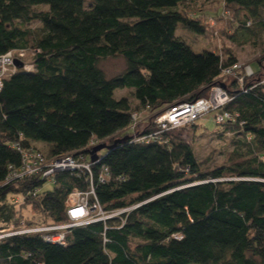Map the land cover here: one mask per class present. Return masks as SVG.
I'll list each match as a JSON object with an SVG mask.
<instances>
[{
    "label": "trees",
    "instance_id": "16d2710c",
    "mask_svg": "<svg viewBox=\"0 0 264 264\" xmlns=\"http://www.w3.org/2000/svg\"><path fill=\"white\" fill-rule=\"evenodd\" d=\"M187 1L0 0V54L26 50L33 64L0 90V230L63 223L70 192L91 185L106 214L119 212L68 228L64 245L44 239L56 230L1 237L0 264H264V59L242 90L217 80L234 53L195 52L176 33L179 24L203 34L208 19L232 10L242 15L237 31L264 32V0H222L207 19L186 12ZM113 56L125 67L108 77L98 62ZM215 83L232 96L219 109L234 117L219 125L232 133L227 160L198 159L182 133L197 120L140 140L156 129L155 114ZM124 88L131 97L115 95ZM100 143L109 147L92 153ZM35 153L82 156L90 173L7 182Z\"/></svg>",
    "mask_w": 264,
    "mask_h": 264
},
{
    "label": "built area",
    "instance_id": "2783aa9c",
    "mask_svg": "<svg viewBox=\"0 0 264 264\" xmlns=\"http://www.w3.org/2000/svg\"><path fill=\"white\" fill-rule=\"evenodd\" d=\"M27 51L21 49H14L0 54V90L3 87L4 81L18 71H30L33 69V64L26 60ZM21 62V66H17L14 61ZM253 75V69L246 64L234 62L225 67L221 76L217 79L225 82L228 77L235 79L239 84V89L245 90L244 84L248 77ZM263 92H264V77L262 78ZM232 96L227 91L223 83L212 84L206 96L195 98L192 101H177L174 104L165 107L159 113L153 116V123L156 129L143 137L140 140H148V138H160L159 134L162 131L177 128L196 121L203 114L216 110L214 115V122L218 125L233 121L234 117L225 111L219 109L227 103ZM140 116L137 112L132 113L133 120L132 128L134 129L139 122ZM85 169L90 173L89 164L83 161L82 156L75 158L72 155H65L60 158L46 160L40 153L29 155L27 159L24 158L22 165L17 170H12L6 181L11 179H20L25 176H30L39 173L42 176L48 174L64 171ZM17 201V199H15ZM65 213L67 220L63 223L50 226H30L20 224L19 227H14L12 224L0 230V238L22 233H34L39 231L56 230L55 234H45V240L64 245L65 232L68 228L97 220H105L106 218L117 215L119 212L106 214L102 206L97 200L93 186L91 185L85 191L73 189L67 197Z\"/></svg>",
    "mask_w": 264,
    "mask_h": 264
},
{
    "label": "rangeland",
    "instance_id": "374dc122",
    "mask_svg": "<svg viewBox=\"0 0 264 264\" xmlns=\"http://www.w3.org/2000/svg\"><path fill=\"white\" fill-rule=\"evenodd\" d=\"M221 6L222 0H193L183 4L186 12L194 14V16H200V18L205 16L206 19L208 16L221 12ZM41 8L46 9L47 7L41 6ZM217 17L218 15L210 21L207 20L209 26L203 34L187 30L179 24L176 33L195 52L211 50L221 52L223 55L232 52L237 56V62L249 65L254 69L257 62L264 59V32L260 30H255V32L237 31L238 25H240L239 20L242 19V15L237 10H232V13L228 14L226 18L216 20ZM38 25L36 21L30 23L31 27ZM232 34H235L233 38L230 37ZM29 58L30 55L28 54L26 60H29ZM98 63L108 77L121 72L125 67L124 59L119 56L100 59ZM115 95L117 97L123 95L131 97L130 89H118L115 91ZM131 101L133 103L132 99ZM215 113L216 110H211L203 114L197 119L196 123L198 125L194 126L193 130L184 129L182 133L186 135V138H191L195 154L200 161L220 164L229 157L228 151L231 149L232 133L228 132L225 126H219L214 122ZM148 117L149 115L146 118L144 117L143 121L146 122ZM144 122L141 123V126H148ZM104 151L105 148H102L98 152L102 154ZM51 187V183L44 184V189ZM17 199L21 200L20 198ZM23 214L24 217L29 219H39L37 212H33L29 208L24 209Z\"/></svg>",
    "mask_w": 264,
    "mask_h": 264
},
{
    "label": "water",
    "instance_id": "95a60500",
    "mask_svg": "<svg viewBox=\"0 0 264 264\" xmlns=\"http://www.w3.org/2000/svg\"><path fill=\"white\" fill-rule=\"evenodd\" d=\"M14 63L17 65V66H21V62L18 61V60H15ZM109 146L104 144V143H100L98 145H96L93 150H92V153H96V151L102 149V148H108ZM96 155H91V159H95Z\"/></svg>",
    "mask_w": 264,
    "mask_h": 264
},
{
    "label": "bare ground",
    "instance_id": "6f19581e",
    "mask_svg": "<svg viewBox=\"0 0 264 264\" xmlns=\"http://www.w3.org/2000/svg\"><path fill=\"white\" fill-rule=\"evenodd\" d=\"M253 74H254V69H253ZM252 77V76H251ZM249 78V77H248Z\"/></svg>",
    "mask_w": 264,
    "mask_h": 264
},
{
    "label": "crops",
    "instance_id": "0c3cea01",
    "mask_svg": "<svg viewBox=\"0 0 264 264\" xmlns=\"http://www.w3.org/2000/svg\"><path fill=\"white\" fill-rule=\"evenodd\" d=\"M237 57V56H236ZM146 117V116H145Z\"/></svg>",
    "mask_w": 264,
    "mask_h": 264
}]
</instances>
